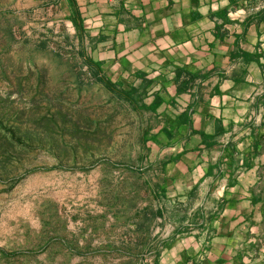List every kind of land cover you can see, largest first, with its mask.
<instances>
[{"label": "crops", "instance_id": "1", "mask_svg": "<svg viewBox=\"0 0 264 264\" xmlns=\"http://www.w3.org/2000/svg\"><path fill=\"white\" fill-rule=\"evenodd\" d=\"M76 2L88 66L143 116L169 227L144 264H264V0Z\"/></svg>", "mask_w": 264, "mask_h": 264}, {"label": "rangeland", "instance_id": "2", "mask_svg": "<svg viewBox=\"0 0 264 264\" xmlns=\"http://www.w3.org/2000/svg\"><path fill=\"white\" fill-rule=\"evenodd\" d=\"M84 55L65 0H0V264H144L166 240L143 116Z\"/></svg>", "mask_w": 264, "mask_h": 264}, {"label": "trees", "instance_id": "3", "mask_svg": "<svg viewBox=\"0 0 264 264\" xmlns=\"http://www.w3.org/2000/svg\"><path fill=\"white\" fill-rule=\"evenodd\" d=\"M65 1L68 3V6L71 10L72 17L75 20V23L77 24L78 31L80 32L82 30V20L80 18V12H79L77 2H76V0H65ZM79 38H80V36H79ZM84 59H85L86 64L89 65V62H88L85 55H84ZM98 80L104 85L105 88H107L109 91L113 92L118 97H120L121 99H123L127 103L131 104L135 108L134 100H136V99L133 98L134 96L130 91H125V90L121 89L118 84L113 83L110 80H108L102 76H98Z\"/></svg>", "mask_w": 264, "mask_h": 264}, {"label": "built area", "instance_id": "4", "mask_svg": "<svg viewBox=\"0 0 264 264\" xmlns=\"http://www.w3.org/2000/svg\"><path fill=\"white\" fill-rule=\"evenodd\" d=\"M257 8V7H256ZM187 264H192V262H189V263H187Z\"/></svg>", "mask_w": 264, "mask_h": 264}]
</instances>
